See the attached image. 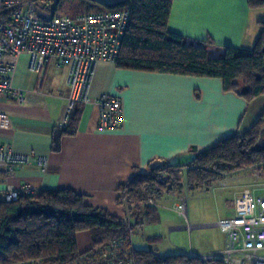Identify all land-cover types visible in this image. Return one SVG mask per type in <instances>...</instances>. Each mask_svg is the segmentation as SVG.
Wrapping results in <instances>:
<instances>
[{"label": "crops", "instance_id": "crops-1", "mask_svg": "<svg viewBox=\"0 0 264 264\" xmlns=\"http://www.w3.org/2000/svg\"><path fill=\"white\" fill-rule=\"evenodd\" d=\"M49 1L37 2V8L46 11L44 5ZM118 1L98 0L96 5L108 11L114 9L108 5ZM97 12L104 11L94 9L78 15ZM263 19L264 8L251 9L248 0H173L169 29L196 41L211 39V52L221 54L225 46L253 47ZM67 73L68 65L55 58L36 73L29 69L27 53L16 57L12 84L28 92L22 104L0 92V151L46 156L48 166L44 170L35 162L15 164L9 176L0 171V188L7 181L39 189L72 188L84 193L90 205L125 217L126 208L118 203V188L136 170L144 172L149 167L166 165L186 168L194 160L195 150L208 149L244 132L264 116V95L248 101L225 91L220 78L137 71L101 62L90 97L98 99L105 93L119 96L123 126L102 130L99 107L77 103L75 107L81 110L78 127L75 131L70 126L64 130L61 121L70 93ZM228 174L231 179L225 188L217 182L190 190V195H197L191 198L190 229L171 210L170 196L162 200L156 214L137 211L135 220L139 222L132 236L133 246L138 232L139 243L147 240L153 246L143 249H153L160 255L190 250L205 254L223 249L225 233L216 222L228 215L236 198L252 181L248 170ZM209 201L213 202L211 207ZM78 239L81 251L91 247L88 233L79 234Z\"/></svg>", "mask_w": 264, "mask_h": 264}, {"label": "trees", "instance_id": "trees-1", "mask_svg": "<svg viewBox=\"0 0 264 264\" xmlns=\"http://www.w3.org/2000/svg\"><path fill=\"white\" fill-rule=\"evenodd\" d=\"M96 1L73 2L90 3L96 11L105 12L107 8L96 5ZM61 3L62 0L49 1L44 5V12L37 8L40 18L48 21L57 16ZM248 4L251 9L264 8V0H248ZM172 6L173 0H121L108 5L130 11L118 67L220 78L225 91L235 92L248 101L264 95V19L259 22L260 32L253 47L225 46L221 54L214 55L210 50L214 44L211 39L196 41L169 29ZM48 11L50 15H46ZM80 114L81 110L75 107L70 120L74 131ZM195 152L194 160L186 168L166 165L149 167L144 172L136 170L119 186L118 203L130 204L127 209L130 222L107 208L90 205L84 193L72 188H40L36 196L24 194L16 202H3L0 206V264H69L86 256L92 261H102L104 254L110 255L105 245L115 238L123 241L117 257L123 261L131 258L134 264H224L218 259L203 261L188 253L160 255L153 249L136 248L132 243L139 222L135 220L136 212L143 210L151 215L159 208L141 206L145 191L158 198L156 186L182 192L181 178L185 173L189 189L195 190L220 182L227 173L236 170L249 167L264 172V116L250 129ZM84 232L90 235L92 245L81 251L78 237Z\"/></svg>", "mask_w": 264, "mask_h": 264}, {"label": "built area", "instance_id": "built-area-1", "mask_svg": "<svg viewBox=\"0 0 264 264\" xmlns=\"http://www.w3.org/2000/svg\"><path fill=\"white\" fill-rule=\"evenodd\" d=\"M38 0H0V92L8 93L19 103L26 101L25 88L14 87L12 76L16 69V57L29 55V69L40 73L45 62L51 58L68 65L66 84L69 88L67 107L61 121V128L70 126L72 112L77 103H93L99 107V127L102 130L123 126V102L114 94L105 93L98 99H91L90 90L101 62H118L123 36L130 18V11L117 8L105 12L72 16H54L43 21L37 10ZM37 163L44 170L48 166L46 156L17 154L0 151V171L11 175L15 164ZM250 171L252 181L236 198L234 207L225 218L216 222L225 233V246L210 253L189 251L203 261L221 260L224 264H264V172L256 168ZM228 174L219 182L225 188L230 183ZM182 192L156 186L160 197L145 191L144 204L161 206L162 200L172 198L171 210L181 216L190 229L189 187L186 177L181 178ZM39 188L32 185L16 186L6 182L0 188V206L3 202H16L24 194L36 196ZM130 204L125 202L126 211ZM127 211L125 220L130 222ZM121 238L110 240L105 245L101 259L80 257L69 264H134L133 260H122L117 253L122 246Z\"/></svg>", "mask_w": 264, "mask_h": 264}, {"label": "rangeland", "instance_id": "rangeland-1", "mask_svg": "<svg viewBox=\"0 0 264 264\" xmlns=\"http://www.w3.org/2000/svg\"><path fill=\"white\" fill-rule=\"evenodd\" d=\"M41 2L43 0H40ZM93 5H91L90 3H82V2H72V1H69V0H62V3L61 5L59 6L58 10H57V14L58 15H62V16H71V15H75V14H78V13H82V12H90L91 10H94L95 8H92ZM51 12L48 11L46 15H50ZM213 54V53H212ZM218 55L220 53H215L214 55ZM245 170V169H243ZM183 177H186V173L183 175ZM264 181V179H263ZM219 185V184H218ZM189 187V185H188ZM190 190V189H189ZM220 190H216V192H218ZM198 194V193H196ZM190 195V193H189ZM194 194H191L190 197H189V201H188V206H189V211L192 210V199L191 198H194V197H197V195L193 196ZM213 202H208V205L211 207ZM144 203H142L141 206H143ZM176 213V212H175ZM83 236H81V239H82V242L84 241ZM138 232L135 233L134 235V240H135V247L136 248H152L153 246L151 244L148 243L147 240H143L142 243H139L138 242ZM87 242V238L85 240ZM168 244H170V242L167 240L166 241ZM264 254V252L262 253Z\"/></svg>", "mask_w": 264, "mask_h": 264}]
</instances>
